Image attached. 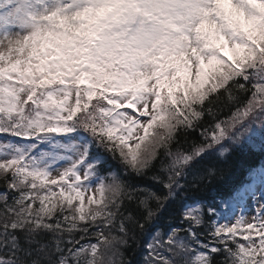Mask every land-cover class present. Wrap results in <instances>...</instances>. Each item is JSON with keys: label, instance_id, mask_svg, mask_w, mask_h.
<instances>
[{"label": "snow or ice", "instance_id": "snow-or-ice-1", "mask_svg": "<svg viewBox=\"0 0 264 264\" xmlns=\"http://www.w3.org/2000/svg\"><path fill=\"white\" fill-rule=\"evenodd\" d=\"M248 152L264 0H0V264H264Z\"/></svg>", "mask_w": 264, "mask_h": 264}, {"label": "trees", "instance_id": "trees-1", "mask_svg": "<svg viewBox=\"0 0 264 264\" xmlns=\"http://www.w3.org/2000/svg\"><path fill=\"white\" fill-rule=\"evenodd\" d=\"M227 113H224L226 115ZM264 162V155L259 152H248L245 154H234L228 161V163L220 164L221 167L227 169L226 177L215 183V187L222 193H226L235 184L242 181L245 177V173L251 167H255ZM210 163H218L215 158L210 160ZM143 252L141 248L136 256L137 264H140V254Z\"/></svg>", "mask_w": 264, "mask_h": 264}]
</instances>
